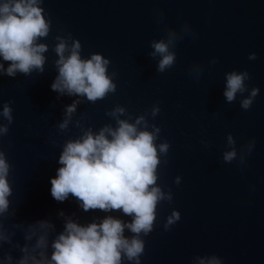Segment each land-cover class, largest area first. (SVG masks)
<instances>
[{"label": "water", "instance_id": "1", "mask_svg": "<svg viewBox=\"0 0 264 264\" xmlns=\"http://www.w3.org/2000/svg\"><path fill=\"white\" fill-rule=\"evenodd\" d=\"M41 6L51 20L49 35L41 40L49 45L44 72L0 75V109L10 102L14 117L8 134L0 137V149L12 166L10 214L3 222L15 233L13 244H25L27 225L40 220L55 225L51 241L64 227L60 211L81 224L106 215L130 220L121 212H84L71 196L56 201L51 178L60 167L63 143L80 135L75 120L95 131L115 125L106 112L117 104L134 118L159 102L160 113L149 120L161 127L157 143H170L158 183L171 190L173 201L158 206L155 228L143 237L141 264H192L196 256L212 254L223 264H264V0H43ZM185 23L191 32L172 49L174 66L158 73L159 57L148 55L150 42L165 38L169 27L179 32ZM69 33L80 40L83 57L100 52L110 59L108 71L117 72V90L95 104H79L69 129L60 131L65 106L77 97L51 89L57 75L53 48L57 35ZM253 52L256 59L249 60ZM194 63L203 67L199 79L191 72ZM232 70H247L248 88H259L248 110L240 107L247 92L225 102V73ZM0 123L7 121L0 117ZM229 133L238 153L255 139L243 166L239 158L231 163L222 159ZM173 209L181 218L166 231L164 222ZM8 252L14 260L22 255L5 243L0 255Z\"/></svg>", "mask_w": 264, "mask_h": 264}, {"label": "clouds", "instance_id": "2", "mask_svg": "<svg viewBox=\"0 0 264 264\" xmlns=\"http://www.w3.org/2000/svg\"><path fill=\"white\" fill-rule=\"evenodd\" d=\"M42 3L43 0H0V58L8 62L7 68L0 62V75L15 77L19 73L30 76L33 72H44L49 45L41 40L48 37L51 20L46 17ZM160 15L162 18L163 14ZM190 32V26L185 23L179 32L169 27L165 38L150 42L148 55L152 59L159 57L158 73L174 66L176 53L172 49L183 35ZM55 39L57 43L53 51L57 56L54 61L57 75L51 89L59 96L77 97L65 106L63 119L57 125L60 131H67L79 104L85 101L95 104L116 92L114 77L117 72L109 74L111 61L100 52L83 57L81 42L71 33L57 35ZM248 59L255 60L256 53H250ZM216 63L215 58L210 61V64ZM202 71L199 63L192 65L191 72L197 79ZM225 78V102L231 104L237 94L243 96L247 92L248 95L240 100V107L250 109L259 88H248L246 81L251 79L248 71L232 70L225 73ZM160 111L157 102L150 110L133 118L126 107L117 104L106 112L115 125L106 123L95 131L91 126L85 127L81 119L75 120V126L81 132L63 143L58 159L60 167L56 176L51 178L52 197L63 202L71 196L84 212H121L131 219L106 215L81 224L60 211L64 227L51 241L49 237L55 225L49 220H40L27 225L25 244H13L15 233L9 232L3 222L10 214L9 197L13 188L8 177L12 166L6 153L0 149V249L7 243L22 253L15 260L11 252L0 255V264H124V261L141 264L145 252L143 237L155 228L158 206L173 201L171 190L165 191L158 183V168L162 163H168L170 148L167 140L157 143L161 127L149 120V116L154 120ZM0 117L7 121L6 124L0 123V137H3L14 120L10 102L3 103ZM235 145L236 141L229 133L228 147L222 159L231 163L239 158L243 166L254 149L255 139L243 145L239 153ZM174 183L179 185L181 177L176 176ZM180 218V212L173 209L164 222V229L169 230ZM126 230L131 235H126ZM192 264H223V258L215 254L196 256Z\"/></svg>", "mask_w": 264, "mask_h": 264}]
</instances>
